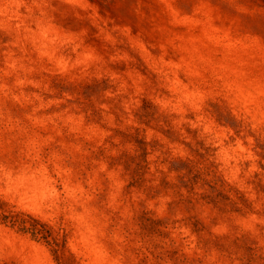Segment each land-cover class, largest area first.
<instances>
[{
  "label": "rangeland",
  "instance_id": "1",
  "mask_svg": "<svg viewBox=\"0 0 264 264\" xmlns=\"http://www.w3.org/2000/svg\"><path fill=\"white\" fill-rule=\"evenodd\" d=\"M0 264H264V0H0Z\"/></svg>",
  "mask_w": 264,
  "mask_h": 264
}]
</instances>
